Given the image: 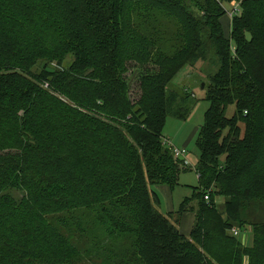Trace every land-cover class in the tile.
Instances as JSON below:
<instances>
[{
    "label": "trees",
    "instance_id": "obj_1",
    "mask_svg": "<svg viewBox=\"0 0 264 264\" xmlns=\"http://www.w3.org/2000/svg\"><path fill=\"white\" fill-rule=\"evenodd\" d=\"M221 2L228 38L217 0H0V264H264V0ZM185 73L200 186L164 216Z\"/></svg>",
    "mask_w": 264,
    "mask_h": 264
},
{
    "label": "rangeland",
    "instance_id": "obj_2",
    "mask_svg": "<svg viewBox=\"0 0 264 264\" xmlns=\"http://www.w3.org/2000/svg\"><path fill=\"white\" fill-rule=\"evenodd\" d=\"M229 5L225 4L224 7L229 10ZM225 10V8H223ZM220 23L222 26L223 33L225 37L228 38L230 32V24L231 20L228 15L225 13L221 19ZM189 72V71H188ZM187 72V73H188ZM187 74H181L172 84L173 89L178 92L184 90L183 86L186 87L189 94H193L191 98V103L195 104L194 109L188 120L179 121L175 118L168 117L165 122V126L162 132L163 141L168 145L167 147L176 148L179 150H185L187 152L185 165L187 171H182L178 177V186L173 189L172 199L175 206L176 212L179 208V205L185 199L190 198L192 193V188H199L198 177L195 171V168L198 164L200 153L197 148L198 134L200 128L203 124V117L208 108V104L203 101L202 94L200 92V86L198 82V78L195 77L192 80L190 78H186ZM227 116L230 115V109L227 112ZM161 186H153L152 190L158 195L159 200L161 202V198L159 195V190L157 189ZM218 204L221 199L215 200ZM163 205V204H162ZM187 216L192 215V213H186ZM238 240L245 246L249 247L252 244V233L250 228H246L245 230L239 231Z\"/></svg>",
    "mask_w": 264,
    "mask_h": 264
},
{
    "label": "crops",
    "instance_id": "obj_3",
    "mask_svg": "<svg viewBox=\"0 0 264 264\" xmlns=\"http://www.w3.org/2000/svg\"><path fill=\"white\" fill-rule=\"evenodd\" d=\"M185 160L186 159H184V161ZM157 189L160 192L159 195H160V198H161V202H160V206H159L160 213L162 215H164V216H167L169 214L174 213L175 206H174V202H173V199H172L173 189H170V188H168L166 186H161V187H158ZM193 221H194V215L193 214L189 215V216H187L185 214L182 217L181 222H180V224L178 226V230H179V232H180V234L182 236L189 237V235L191 233Z\"/></svg>",
    "mask_w": 264,
    "mask_h": 264
},
{
    "label": "built area",
    "instance_id": "obj_4",
    "mask_svg": "<svg viewBox=\"0 0 264 264\" xmlns=\"http://www.w3.org/2000/svg\"><path fill=\"white\" fill-rule=\"evenodd\" d=\"M220 5L225 8V13L228 15V17L230 18V20L233 19V17H237L240 15L241 11H240V3L238 2H231L229 4V10H227L224 3L221 2V0H217ZM166 146H168L166 144V142H164ZM171 152H172V156L174 159H180V158H183L185 159L186 158V155H187V152L185 150H179V149H176V148H170ZM185 162V161H184ZM205 201H208V197H205L204 198ZM238 234H239V230H233L232 231V235L234 237H238Z\"/></svg>",
    "mask_w": 264,
    "mask_h": 264
},
{
    "label": "water",
    "instance_id": "obj_5",
    "mask_svg": "<svg viewBox=\"0 0 264 264\" xmlns=\"http://www.w3.org/2000/svg\"><path fill=\"white\" fill-rule=\"evenodd\" d=\"M203 87H204L203 84H201L200 89L202 90ZM179 161L182 162V161H184V159L183 158H180Z\"/></svg>",
    "mask_w": 264,
    "mask_h": 264
}]
</instances>
